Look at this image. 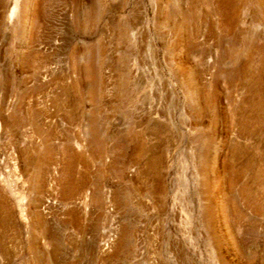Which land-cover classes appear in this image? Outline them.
I'll use <instances>...</instances> for the list:
<instances>
[{
    "label": "rangeland",
    "instance_id": "obj_1",
    "mask_svg": "<svg viewBox=\"0 0 264 264\" xmlns=\"http://www.w3.org/2000/svg\"><path fill=\"white\" fill-rule=\"evenodd\" d=\"M28 1L0 21V264H264V0Z\"/></svg>",
    "mask_w": 264,
    "mask_h": 264
},
{
    "label": "bare ground",
    "instance_id": "obj_2",
    "mask_svg": "<svg viewBox=\"0 0 264 264\" xmlns=\"http://www.w3.org/2000/svg\"><path fill=\"white\" fill-rule=\"evenodd\" d=\"M12 0H0V21L4 22V25L7 26V13L10 8ZM32 4L30 5V0L25 5L26 10H32ZM7 28V27H6ZM5 119L6 115L0 112V128L3 129L5 127Z\"/></svg>",
    "mask_w": 264,
    "mask_h": 264
}]
</instances>
